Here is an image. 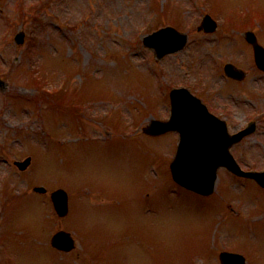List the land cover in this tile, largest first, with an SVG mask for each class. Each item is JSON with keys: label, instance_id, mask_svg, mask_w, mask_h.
<instances>
[{"label": "rangeland", "instance_id": "1", "mask_svg": "<svg viewBox=\"0 0 264 264\" xmlns=\"http://www.w3.org/2000/svg\"><path fill=\"white\" fill-rule=\"evenodd\" d=\"M208 7L220 25L205 35L196 27ZM254 13L264 45V0H0V78L8 83L0 92V253L13 257L1 245L12 241L5 194L43 185L67 190L69 214L58 219L48 195L16 201L10 218L34 234V244L13 246L16 264H219L222 250L264 264V191L220 170L215 194L192 196L170 177L177 134L131 135L150 117L168 116L172 87L210 88L201 93L214 105L221 83L212 73L232 56H241L255 94L252 50L241 36L250 22L236 17ZM166 25L192 28L190 42L158 59L141 39ZM235 152L245 168H264V119ZM27 156L22 173L12 162ZM148 207L155 211L145 214ZM59 229L76 238L69 254L48 248ZM190 251L194 263L184 259Z\"/></svg>", "mask_w": 264, "mask_h": 264}, {"label": "water", "instance_id": "2", "mask_svg": "<svg viewBox=\"0 0 264 264\" xmlns=\"http://www.w3.org/2000/svg\"><path fill=\"white\" fill-rule=\"evenodd\" d=\"M185 41V36H184ZM145 44L154 47L158 56L166 52H172L182 47L183 37L172 28H164L149 36ZM172 101V119L169 122H153L151 126L144 128L143 131L150 134H159L167 130H178L180 133V143L177 149L175 159L171 163V171L174 179L189 189L208 194L212 191L216 168L223 164L229 170L239 173V169L231 160L227 150L216 149L217 144H212V151L201 146H209L207 140L211 141L212 137L218 136L214 132H208L200 119L189 112L187 107L191 105L190 95L183 89L171 92ZM202 140V141H200ZM205 157V158H204ZM214 160V161H212ZM26 160L22 164L24 168L28 164ZM250 177L255 178L259 184L264 186V172L248 173ZM56 211L59 215H64L67 211L66 194L63 191H57L52 194ZM52 245L69 250L72 247V238L65 232H58L51 240ZM221 264H244V258L241 255L231 253H221L219 255Z\"/></svg>", "mask_w": 264, "mask_h": 264}, {"label": "flooded vegetation", "instance_id": "3", "mask_svg": "<svg viewBox=\"0 0 264 264\" xmlns=\"http://www.w3.org/2000/svg\"><path fill=\"white\" fill-rule=\"evenodd\" d=\"M230 117H226L227 120L230 121L229 119ZM236 126V125H233L232 128ZM14 226H19L18 224H13ZM2 247H9L10 246V243H1ZM5 249V248H4ZM1 255V260H0V264H13L14 263V259H9L6 257L7 255V252L5 250H2V254L0 253Z\"/></svg>", "mask_w": 264, "mask_h": 264}]
</instances>
